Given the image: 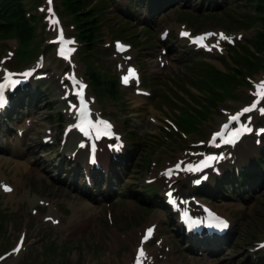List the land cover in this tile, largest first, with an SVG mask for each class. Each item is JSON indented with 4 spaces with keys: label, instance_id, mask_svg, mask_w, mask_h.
<instances>
[{
    "label": "rangeland",
    "instance_id": "1",
    "mask_svg": "<svg viewBox=\"0 0 264 264\" xmlns=\"http://www.w3.org/2000/svg\"><path fill=\"white\" fill-rule=\"evenodd\" d=\"M124 4V0H56L54 8L75 40L72 63L60 61L54 54L52 38L56 28L46 0H10L8 12L0 17V64L8 69L11 64L15 67L17 54H25L30 60L28 65L44 62L48 75L40 82L45 87L43 92L34 87L33 96L23 103L29 109L23 112L30 115L23 125L30 123L31 136L36 137L28 150L35 148L34 152L41 153L45 129L53 127V119L63 107L58 101L62 91L56 83L64 79L67 84L71 67L91 80L100 68L105 72L102 76L108 77L106 86L113 90V80H118L123 65L132 61L139 66L143 79L134 87L144 86L152 94L138 99L134 87H122V96L118 94L110 104L104 100V104H97L99 109L116 114L119 128L135 148L131 163L112 169V183L104 191L94 190L106 197L97 199L98 196L79 193L70 184L72 177L59 182L62 175L55 173L67 174L61 165L41 174L30 167L40 165L38 161L32 163L35 159L31 161L26 150L18 157L0 151L5 153L0 154V256L8 253L0 264H130L139 244L149 248L152 259L156 257L151 264H248L257 255L259 264H264V249H256L264 239V179L247 184L234 196L206 199L232 222L222 244L214 248L186 244L179 229L175 225L171 229L168 212L155 202L162 193L166 166L192 158L190 152L200 147L196 141L204 144L218 123L250 100L257 92L256 85L264 82V0H164L150 9L141 8L144 15L136 21L122 13ZM9 11L10 20L6 15ZM180 27L193 33L220 29L231 34L235 44L221 42V50L213 48L201 59L199 51L176 39ZM166 28L172 35L173 59L171 66L162 67L155 55L159 34ZM238 34L240 39L236 38ZM115 39L134 46L129 53L131 60L114 54ZM54 80L57 81L53 83ZM98 80H92L93 95L95 87H101ZM13 126H3L0 132ZM244 150L249 152L233 155L235 176L254 162L255 147ZM69 152L64 149L62 155ZM48 156L43 155L50 164H56ZM151 177L156 178V198L150 197V184L146 182ZM4 182L17 188L15 196L1 189ZM118 186L125 193L113 202ZM49 213L53 215L43 217ZM150 223L157 226L156 237L142 243L140 235ZM23 240L26 244L16 254L11 248Z\"/></svg>",
    "mask_w": 264,
    "mask_h": 264
},
{
    "label": "snow or ice",
    "instance_id": "2",
    "mask_svg": "<svg viewBox=\"0 0 264 264\" xmlns=\"http://www.w3.org/2000/svg\"><path fill=\"white\" fill-rule=\"evenodd\" d=\"M183 35H188L187 33H182ZM206 36H211V35H216V34H212V33H209V34H205ZM220 35V38L221 39H228L226 36H224V34H219ZM59 40H60V42H64V37H63V34H62V32H61V34H60V36H59V38H58ZM204 40V37H199V38H197L196 39V41L195 42H197V43H201L202 41ZM118 50H123V46H121V45H118ZM12 74H8V77H10ZM8 77H6V79L8 78ZM128 77H125V80H124V82L125 83H127L128 82ZM11 82V81H10ZM3 87H4V85H0V105H2V103H3V95H2V89H3ZM257 94L258 95H260L261 97H264V82H261L260 84H258L257 85ZM257 103H259V101H257V102H254L253 103V105L251 106V107H249V108H245V109H243V112H248V111H251L253 108H255L256 107V105H257ZM262 112H264V108H262V109H260ZM239 115H241V114H237V115H234V116H232L231 117V119L232 120H236V119H238L239 118ZM110 127V126H109ZM246 131H248V130H250V129H245ZM217 135H219V133L217 134ZM5 190L6 191H10L11 189H9V188H7V186H5ZM50 219V218H49ZM221 226H225L226 227V224L223 222V221H221ZM151 232H152V229H148V234L150 235L151 234ZM144 239L145 240H147L148 239V235H146L145 237H144ZM21 244H22V241H21ZM14 251H19V246L17 247V249H14ZM140 255L142 256V255H144V253H143V249H141L140 250ZM137 264H140V260H139V258L137 259Z\"/></svg>",
    "mask_w": 264,
    "mask_h": 264
},
{
    "label": "bare ground",
    "instance_id": "3",
    "mask_svg": "<svg viewBox=\"0 0 264 264\" xmlns=\"http://www.w3.org/2000/svg\"><path fill=\"white\" fill-rule=\"evenodd\" d=\"M183 29H184V28H183ZM134 63H135V62H134ZM55 77H57V76H55ZM54 79H55V78H54ZM57 79H58V78H57ZM54 81H57V80H54ZM57 82H58V81H57ZM55 87H56V86H55ZM138 97H139V96H138ZM132 99H133V98H132ZM141 102H142V101H141ZM158 118H159V117H158ZM159 121H160V120H159ZM0 177H2V175H0ZM16 180H17V179H16ZM43 181H44V180H43ZM48 183H49V182H48ZM47 186H48L49 189L52 187V186L50 187L49 185H47ZM14 187H15V186H14ZM188 188H189V185L183 187V188L181 189V191L185 193V192L187 191ZM16 189H17V188L15 187V188L13 189L12 193L10 192L11 197H12L13 195L15 196V194H16ZM57 191H58V190H57ZM8 197H9V196H8ZM11 197H10V198H11ZM8 199H9V198H8ZM19 199H22V197H19ZM75 214H76V213H75ZM78 214H79V213H78ZM49 215H50V214H49ZM78 216H79V215H78ZM155 234H156V233H155ZM155 234H154V235H155ZM142 235H143V234H142ZM136 236H137V235H136ZM133 253H134V252H133ZM133 253H132V254H133ZM156 253H157V251H156ZM151 255H152V254H151ZM100 256H101V255H100ZM133 257H134V254H133ZM151 258H152V257H151ZM154 258H156V257H154ZM154 258H153V259H154ZM121 264H122V263H121Z\"/></svg>",
    "mask_w": 264,
    "mask_h": 264
},
{
    "label": "trees",
    "instance_id": "4",
    "mask_svg": "<svg viewBox=\"0 0 264 264\" xmlns=\"http://www.w3.org/2000/svg\"><path fill=\"white\" fill-rule=\"evenodd\" d=\"M13 13H14V11H13Z\"/></svg>",
    "mask_w": 264,
    "mask_h": 264
}]
</instances>
